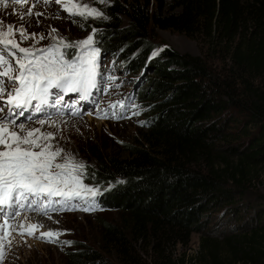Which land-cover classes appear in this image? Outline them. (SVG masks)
Here are the masks:
<instances>
[{
    "label": "trees",
    "instance_id": "16d2710c",
    "mask_svg": "<svg viewBox=\"0 0 264 264\" xmlns=\"http://www.w3.org/2000/svg\"><path fill=\"white\" fill-rule=\"evenodd\" d=\"M125 2L96 23V41L141 70L147 131L124 154L85 164L102 189L95 203L118 218L63 264H264V194L252 189L264 169V0ZM156 29L195 40L200 54L157 45Z\"/></svg>",
    "mask_w": 264,
    "mask_h": 264
},
{
    "label": "rangeland",
    "instance_id": "374dc122",
    "mask_svg": "<svg viewBox=\"0 0 264 264\" xmlns=\"http://www.w3.org/2000/svg\"><path fill=\"white\" fill-rule=\"evenodd\" d=\"M115 1L104 0L103 3H100L99 0H75L81 6L87 5L89 8H95L103 13L101 17H90L87 20H82L80 17L70 18L62 4L56 3L55 0H48L47 3L44 0H25L20 4L9 3L7 7L0 4V21L3 22L5 28L8 25H12L14 28L22 26L27 33L37 34L35 39H28L21 43V47L46 48L50 44L57 43L59 39L76 43L85 40L94 33V43L91 47L98 49L94 27L102 19L109 18L108 7ZM118 1L123 5L126 4L125 0ZM63 2H67V0H63ZM32 5H35L32 9L33 15L27 16L26 13ZM36 12L42 13V15L36 16ZM21 15L24 16L23 20H21ZM120 17L123 23L127 24L128 16L124 12L120 13ZM155 34L157 45L166 43L182 53L200 54L197 42L184 34L162 29H156ZM41 36L45 38L39 39ZM54 37L56 39H53ZM16 39L19 41L18 34ZM62 50L69 54H80V49ZM18 55L22 54L18 53ZM65 58L70 59V57ZM97 68L101 72V76H104L102 79L104 87L97 95L98 103L94 102L93 98L85 103L83 96L72 100L69 93L55 99L54 96L57 97L60 93L54 91L52 106L55 113L48 114L45 119H41L44 121L43 124L38 119L40 115L35 117L38 120L26 118L24 120L23 117L24 121H15V124H23L25 133L28 130L39 129V132L35 133L36 136L55 134V139L46 141L53 146V150L63 149L62 157H73L77 163L84 165L87 163L96 166L100 158L107 154H124L128 144H141L147 131L146 121L151 113L149 107L151 100L146 103L138 100L140 87L146 85V82L142 84L141 70L128 69L116 52L103 51L98 53ZM148 75L154 76L153 74ZM126 96L131 97V109L121 117L105 118L104 107L109 105L110 101L123 100ZM70 101L72 103H69ZM0 107H4V112H0V117L15 118L16 120L18 116H21L20 113H23L20 109H13L17 113L15 117L2 115L8 114V106L4 100H0ZM118 107L120 106L118 105ZM43 108L48 111L46 107ZM77 109L85 113L76 115ZM31 112L32 110L28 114ZM71 112L74 115H70ZM26 113H23L22 116H26ZM10 127L15 126L11 125ZM62 157H58L57 162H64ZM82 181L89 187L99 188L100 194H102V189L87 181L84 174H82ZM252 189L254 192L264 194V169L260 172L259 179L252 184ZM54 199L58 201L60 197ZM77 203L78 206L72 208H60L59 204L51 205L50 207L60 210L49 211L48 215H44L42 212H24L17 208L21 214L8 221L10 235L0 245V251L3 252L0 264H63L67 251L73 248L74 244L81 243L97 247L101 239L100 230L103 221H115L118 218L117 211L102 210L99 208V203H95L91 210L85 211V202L78 201ZM25 215L31 217L27 223L23 221ZM224 221L226 220L224 219ZM3 223L4 221L0 218V224ZM21 224L37 225L38 227L36 229L28 228L21 235L20 230L16 227ZM223 224L225 225L223 228L226 229L228 224L226 222ZM28 230L34 231L35 235H28ZM49 231L60 233L58 237H53L54 242L41 238V233ZM9 240L11 243H8ZM199 244L200 235L195 233L192 235L188 249H186L187 256L196 255L199 251Z\"/></svg>",
    "mask_w": 264,
    "mask_h": 264
},
{
    "label": "snow or ice",
    "instance_id": "6c2138e0",
    "mask_svg": "<svg viewBox=\"0 0 264 264\" xmlns=\"http://www.w3.org/2000/svg\"><path fill=\"white\" fill-rule=\"evenodd\" d=\"M24 2L25 0H0L4 7L9 3ZM44 2L47 3L48 0ZM55 2L62 4L70 18L80 17L87 20L90 17L103 16L97 9L81 6L75 0ZM99 2L103 3L104 0ZM34 7L32 5L28 9L27 16L33 15ZM35 15L40 16L42 13L36 12ZM23 19L24 16L21 15V20ZM17 34L19 41L16 39ZM36 35L27 33L22 26L14 28L8 25L5 28L0 21V100L6 101L10 117L17 115L13 109L28 108L33 101L37 102L35 107L39 110L41 105L48 103L53 89L87 95L89 89L96 84L99 49L91 47L94 33L76 43L59 39L57 43L46 48L20 46L25 40L35 39ZM70 48L80 49V54H74V59H66L68 53L62 50ZM0 112H4V107H0ZM22 114L21 112L20 115ZM40 123L43 124L44 121L41 120ZM11 125L15 127H10ZM38 132L39 129H34L25 133L24 125H16L14 118L0 117V212L10 210L5 215L14 219L18 215L17 208L39 204L42 207L36 210L48 215L49 211L60 210L50 207L51 205L59 204L60 208H71L74 200L84 201L85 211L94 208L95 197L100 194V190L83 183L82 174L86 165L77 163L73 157H62L63 149L53 150V146L46 141L55 139V134L36 136L35 133ZM58 157H62L64 162H57ZM55 197L61 199L56 201ZM16 227L23 235L24 230L36 229L38 226L21 224ZM27 234L35 235V232L28 230ZM9 235V225L5 219L0 224V245ZM59 235L60 233L49 231L41 233V238L54 242L53 237ZM2 258L3 252L0 251V259Z\"/></svg>",
    "mask_w": 264,
    "mask_h": 264
},
{
    "label": "bare ground",
    "instance_id": "6f19581e",
    "mask_svg": "<svg viewBox=\"0 0 264 264\" xmlns=\"http://www.w3.org/2000/svg\"><path fill=\"white\" fill-rule=\"evenodd\" d=\"M30 218H31V217H29V216L25 215V216H24V220H23V221L27 223V222L29 221L28 219H30ZM32 218H33V217H32ZM22 219H23V218H22ZM23 224H24V223H23Z\"/></svg>",
    "mask_w": 264,
    "mask_h": 264
}]
</instances>
